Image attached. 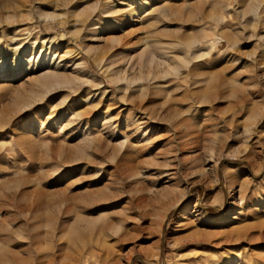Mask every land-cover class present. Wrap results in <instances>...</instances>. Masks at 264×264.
I'll use <instances>...</instances> for the list:
<instances>
[{"label":"rangeland","instance_id":"obj_1","mask_svg":"<svg viewBox=\"0 0 264 264\" xmlns=\"http://www.w3.org/2000/svg\"><path fill=\"white\" fill-rule=\"evenodd\" d=\"M140 1H116L137 3L132 22L139 23L99 22L97 32L84 33L99 60L138 71L158 43L171 45L174 57H205L156 82L162 90L123 99L78 39L70 43L76 56L65 57L63 44L57 50L65 57L59 70L85 80L81 59L100 87L60 88L21 109L22 97L38 90L35 79L53 66L16 63L13 45L22 43L31 59L35 39L60 30L35 13L11 24L6 14L37 4H62L65 13L72 4L0 0V264H264V102L257 108L264 97V0ZM69 16L66 31L76 21ZM193 42L200 47L189 49ZM95 93L105 101L91 112L86 98ZM108 107L121 114L116 128L104 121ZM257 111L262 116L254 120ZM144 115L152 119L147 136V126L135 124ZM185 118L198 132L177 131ZM247 128L256 132L248 156ZM121 133L133 148L121 151ZM212 154L217 173L205 174Z\"/></svg>","mask_w":264,"mask_h":264},{"label":"bare ground","instance_id":"obj_2","mask_svg":"<svg viewBox=\"0 0 264 264\" xmlns=\"http://www.w3.org/2000/svg\"><path fill=\"white\" fill-rule=\"evenodd\" d=\"M64 1H65L66 6L72 4V7H66L67 9L64 10L66 14L63 13L62 10H59L62 4L55 7L53 10L50 7L45 9L44 5L37 4V6L35 7L34 6L27 7L24 12L20 11L21 12L20 14H18L19 12L17 13L18 10H16L15 12L14 9H13L14 11L13 10H11L10 12L8 11V13L6 14L5 20L9 24H11L20 19H25L26 17L31 16L33 15V13H35L44 24L54 26L60 30V33H58V35H45L44 37L40 39H35V41L32 43V47L34 50L36 49L37 53H35L34 58H31V59L25 58V50H24L25 46H23L22 43L13 45V49L10 55L14 56L15 62L21 61V62H25L26 64H28L32 61V59L36 60L37 62L40 61L41 59H44L46 60V62H48L49 64L51 63L53 66L51 67V70H49L47 73L41 75L39 78L36 77L37 79H35L33 83L34 84L33 87L34 86H36V88L38 87V90L33 89L30 92L31 96L29 98L22 97L23 101H25V104H23V106L20 107L21 109L29 108L31 105H33L34 101L36 102L40 98H43L47 93H50V92L52 93V91H55L60 88L71 87V89H74V87L83 85V83H92V84H95L96 87L98 86L99 83H97L96 76L90 71H88V67L85 65V63L81 59H80V62L77 64V66L84 70L85 77H86L85 80L80 81L77 78H72L70 77V75L69 76L65 75L66 73H61V71L59 70L60 69L59 67L62 64V59H64L65 57H72L74 55L76 56V53L74 52V48L70 46L71 45L70 43H73L77 41L78 39H80V42L82 43H86L87 41L88 44L84 45V48H85L84 54L87 53V55L91 56V57H88V58H92L90 60L94 59L95 61H97L96 64H98L100 70H103L108 75V77L110 76V78L119 87V90L123 94L122 96L123 99L125 98V96L129 95L133 91L134 93L136 91L141 96H144L150 91L152 92V91L162 90L163 88H161V86L157 84L156 82L162 79H166L167 77L171 76V74H178L183 68V65L188 66L193 60L201 59V58L203 59V56L205 57V55L200 54L199 52H194L193 54H187L184 57H174L172 56L170 52V50L172 49L171 45L158 43V44H154L151 47V50L149 51V53H147L144 59H142L143 63L141 61L142 65L140 66V69L138 71L132 70V69H127L125 71L117 70V68L114 67L115 62L109 63L110 61L108 62L106 61V59L99 60L100 57H98L97 55L98 53L96 49L93 47V45H90L91 43H89L91 42L89 40H91L93 37L91 36L86 37L85 35L87 34L84 35V33L85 32L90 33L93 30L96 31V28L99 26V22H101L104 25H110V26L113 25L118 28H121V27L124 28L127 25L132 26L135 23H139L140 18H136L137 20H135V22L134 21L132 22V16H133L132 13L134 12L133 6H135L137 3L132 4V5H128V3H124L126 6H122L116 3V1L118 0H114V1L113 0H95L91 4L90 2L87 3L85 0H64ZM147 2H148L147 0H141L138 3L145 5L147 4ZM127 7H128V10L126 9ZM260 8L261 6L259 7L256 6L253 8V14H254L255 20H257L258 17H260L259 16ZM49 10H52V12ZM68 12L72 16L76 17V21L72 25L70 24V30L66 31L65 26H67L69 23L66 20V18L70 17L69 16L70 14L69 15L67 14ZM94 39L95 40L92 42H97L99 40L98 33L96 35V38ZM15 41L16 40H14L13 42L15 43ZM260 41L264 45V37ZM62 44L65 45V47L63 48V53L65 57H60V55L57 54V50L62 48L61 46ZM198 47H200L199 42H193L188 45L189 49H194ZM80 48L78 49L80 50ZM54 65H57V66L55 67ZM4 67H5L4 65L1 66V68H4ZM144 84H146V86ZM95 85H94V88H95ZM258 86H259L258 84H254L253 89L255 90L258 89L260 87ZM258 92L256 91L255 94ZM90 93L91 92H89V94ZM92 93H94V91ZM234 93H237V91L236 92L234 91ZM96 94L97 93H95L94 95L92 94V96L86 98L87 99L86 104L87 103L89 104V108L88 107L87 108L90 109L91 112L93 111V109L95 110L98 105H101L102 101H105L101 99V97L99 101L94 100V98L97 96ZM260 99L261 100H259L260 101L259 103L261 104L258 103L257 108H260L263 110L262 107H263L264 97L261 95ZM207 100H208V97H205L203 101L200 103L204 104ZM109 107L104 113V116H105L104 121L109 126L115 125L114 127L116 128L120 125V120H118L117 117H119V115L121 114L120 112H118L116 116L111 115L108 110ZM261 116L262 115L260 111H257L253 119L256 120L257 118H260ZM152 117H153V114H152ZM150 120L152 119L149 117L147 118L146 115H144L143 118H138L135 121V124H138V126L141 128L143 125L147 126L148 129L145 134L146 136L149 133H151V127L149 126ZM190 122H191L190 119L185 118L180 121L178 120L176 126L175 125L174 126L177 128V131L180 133H182L184 130L193 131L194 133L198 132V130L196 131L194 129L195 127L192 129L193 126L191 127L190 125L192 124V122L191 123ZM254 132L255 131H253L251 128L246 129V134L249 136L246 142V149L244 152L246 156H248L247 155L248 152H250L251 151L250 149H252V146H250L249 143L251 141V137L254 136ZM121 134H122L121 137L123 139V141L119 144L121 147V151L127 149L128 146L129 148H133L131 146L132 144L130 145V143L132 142L131 136L128 135L127 133H121ZM208 159L209 160L206 161V166H204V170H205L204 173L206 174V172L213 171L216 174L217 173V163L214 161L213 154L210 155ZM211 163H213V166L210 165ZM181 164H183V162H180V165ZM169 166L170 165L168 163L167 167ZM3 252L4 251H0V254H3Z\"/></svg>","mask_w":264,"mask_h":264}]
</instances>
